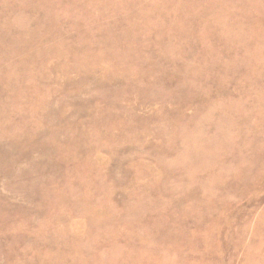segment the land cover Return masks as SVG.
<instances>
[{"label": "rangeland", "instance_id": "obj_1", "mask_svg": "<svg viewBox=\"0 0 264 264\" xmlns=\"http://www.w3.org/2000/svg\"><path fill=\"white\" fill-rule=\"evenodd\" d=\"M0 264H264V0H0Z\"/></svg>", "mask_w": 264, "mask_h": 264}]
</instances>
